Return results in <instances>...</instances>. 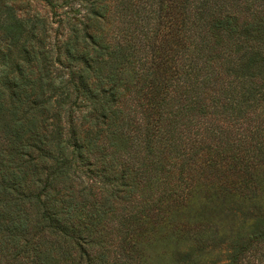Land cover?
I'll return each instance as SVG.
<instances>
[{
	"label": "trees",
	"instance_id": "16d2710c",
	"mask_svg": "<svg viewBox=\"0 0 264 264\" xmlns=\"http://www.w3.org/2000/svg\"><path fill=\"white\" fill-rule=\"evenodd\" d=\"M0 0V264H264V0Z\"/></svg>",
	"mask_w": 264,
	"mask_h": 264
},
{
	"label": "rangeland",
	"instance_id": "374dc122",
	"mask_svg": "<svg viewBox=\"0 0 264 264\" xmlns=\"http://www.w3.org/2000/svg\"><path fill=\"white\" fill-rule=\"evenodd\" d=\"M32 3V10L39 12L42 16H46V18H52L53 12L52 10L44 3L33 0Z\"/></svg>",
	"mask_w": 264,
	"mask_h": 264
}]
</instances>
